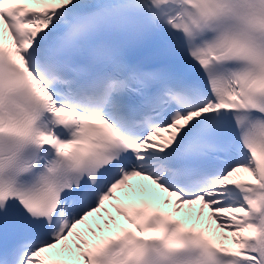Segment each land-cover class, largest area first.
Listing matches in <instances>:
<instances>
[{
    "label": "snow or ice",
    "instance_id": "1",
    "mask_svg": "<svg viewBox=\"0 0 264 264\" xmlns=\"http://www.w3.org/2000/svg\"><path fill=\"white\" fill-rule=\"evenodd\" d=\"M0 264H264V0H0Z\"/></svg>",
    "mask_w": 264,
    "mask_h": 264
},
{
    "label": "bare ground",
    "instance_id": "2",
    "mask_svg": "<svg viewBox=\"0 0 264 264\" xmlns=\"http://www.w3.org/2000/svg\"><path fill=\"white\" fill-rule=\"evenodd\" d=\"M212 226L214 227V224Z\"/></svg>",
    "mask_w": 264,
    "mask_h": 264
}]
</instances>
